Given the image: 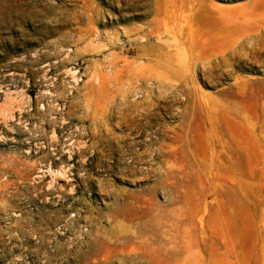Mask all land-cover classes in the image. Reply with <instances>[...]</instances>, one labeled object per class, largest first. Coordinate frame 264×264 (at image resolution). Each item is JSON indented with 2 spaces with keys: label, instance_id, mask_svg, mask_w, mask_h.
I'll list each match as a JSON object with an SVG mask.
<instances>
[{
  "label": "rangeland",
  "instance_id": "1",
  "mask_svg": "<svg viewBox=\"0 0 264 264\" xmlns=\"http://www.w3.org/2000/svg\"><path fill=\"white\" fill-rule=\"evenodd\" d=\"M0 264H264V0H0Z\"/></svg>",
  "mask_w": 264,
  "mask_h": 264
}]
</instances>
